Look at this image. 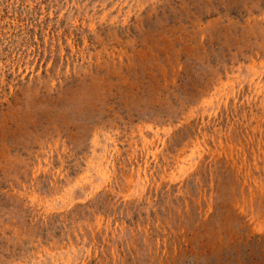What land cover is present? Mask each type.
I'll return each mask as SVG.
<instances>
[{
	"label": "rangeland",
	"instance_id": "374dc122",
	"mask_svg": "<svg viewBox=\"0 0 264 264\" xmlns=\"http://www.w3.org/2000/svg\"><path fill=\"white\" fill-rule=\"evenodd\" d=\"M0 264H264V0H0Z\"/></svg>",
	"mask_w": 264,
	"mask_h": 264
}]
</instances>
